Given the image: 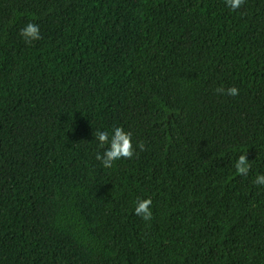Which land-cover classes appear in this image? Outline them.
<instances>
[{
	"label": "trees",
	"instance_id": "obj_1",
	"mask_svg": "<svg viewBox=\"0 0 264 264\" xmlns=\"http://www.w3.org/2000/svg\"><path fill=\"white\" fill-rule=\"evenodd\" d=\"M259 115L264 0H0V264H264Z\"/></svg>",
	"mask_w": 264,
	"mask_h": 264
},
{
	"label": "clouds",
	"instance_id": "obj_2",
	"mask_svg": "<svg viewBox=\"0 0 264 264\" xmlns=\"http://www.w3.org/2000/svg\"><path fill=\"white\" fill-rule=\"evenodd\" d=\"M244 2L245 0H225L226 5L232 11L239 9L244 4ZM20 35L27 43H31L32 41L39 40L41 38L39 26L31 22L21 29ZM216 91L220 94H224L226 91L230 96L238 95V89L236 87H231L227 90L224 88H217ZM257 119L258 122H264V115H259ZM249 134L253 137H255V135L258 137L256 126L250 125ZM95 139L99 142V147L101 148H103L105 145H108V147L102 153L97 152L95 156L96 160L100 161L104 168H111L115 161L120 159L122 161H126L127 159H131L134 155L131 133L126 132L121 127H115L111 137H109V134L106 131L96 130ZM234 144L237 143H231L229 146ZM138 147L141 150H144L143 142H140ZM236 148L239 149L238 147H233L231 151ZM242 153L243 154L238 157L235 163V170L237 174L246 176L250 169V163L247 159L246 152L243 151ZM203 159V163L206 164L209 169L216 174L218 172L223 173L227 167V164H223L224 158L207 154V157ZM254 182L256 185H264V174L258 175ZM106 184V182H101V187L103 189L113 187L112 185L107 186ZM136 204L137 206L135 207L134 214L140 216L145 221L150 220L152 218V212L150 208L152 204L151 199L138 200Z\"/></svg>",
	"mask_w": 264,
	"mask_h": 264
}]
</instances>
